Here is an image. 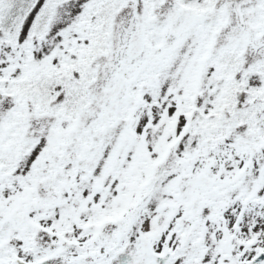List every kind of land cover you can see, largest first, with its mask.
Listing matches in <instances>:
<instances>
[{
    "label": "snow or ice",
    "instance_id": "snow-or-ice-1",
    "mask_svg": "<svg viewBox=\"0 0 264 264\" xmlns=\"http://www.w3.org/2000/svg\"><path fill=\"white\" fill-rule=\"evenodd\" d=\"M0 264H264V0H0Z\"/></svg>",
    "mask_w": 264,
    "mask_h": 264
}]
</instances>
